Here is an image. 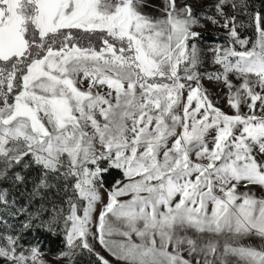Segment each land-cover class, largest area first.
<instances>
[{
    "label": "snow or ice",
    "instance_id": "6c2138e0",
    "mask_svg": "<svg viewBox=\"0 0 264 264\" xmlns=\"http://www.w3.org/2000/svg\"><path fill=\"white\" fill-rule=\"evenodd\" d=\"M210 10L230 42L211 73L196 28L220 22L192 0H0V209L36 233L0 236L3 264H45L60 221L59 259L264 264V0Z\"/></svg>",
    "mask_w": 264,
    "mask_h": 264
},
{
    "label": "rangeland",
    "instance_id": "374dc122",
    "mask_svg": "<svg viewBox=\"0 0 264 264\" xmlns=\"http://www.w3.org/2000/svg\"><path fill=\"white\" fill-rule=\"evenodd\" d=\"M216 0H192V3L194 5V10L197 11V14H204L207 16L212 17L213 19L219 20L220 24H214L211 20H202L201 25L196 28V31L202 34L200 40L198 41V47L201 49V59L204 61L201 70H207L208 72H215L219 66L215 65L212 62L211 53L208 52V49L210 47L214 48L217 45L220 46H228L230 42L225 39L226 37V30L221 27L220 25L223 24V19L218 17L215 13V11L210 10L212 5H214ZM256 6L259 7V0H255ZM231 14V9H226ZM238 20L242 19V17H237ZM206 31H213L216 33L217 37L219 39L210 41L206 40L205 36L203 35ZM240 34L242 37H246L249 39L250 43L247 45V48H251L252 42H254L257 38V35L255 37L253 36V30L244 28L239 29ZM237 51H243L245 50L240 45L234 46ZM204 86L208 89L209 93L212 95V98L217 101V106H219L222 110L226 112H232L233 110L228 107V105L224 102L223 96H222V89L221 86L216 82H209L207 80L203 81ZM259 195V193H258ZM19 207V204L18 206ZM1 212V211H0ZM10 216L12 217L11 213ZM20 219H23L22 217ZM0 220H6L7 223H0V236H8L13 235L14 231L16 230L17 233H19L22 229L16 228V225L20 223V220L12 217L8 219V217H3L0 215ZM12 220L13 225H11L13 228H10L8 225V222ZM113 239H120L119 237H113ZM33 239L32 237H24V239H21L19 242L23 246V248L27 249L31 246ZM248 243H255L257 247H264V243H261L260 241H249ZM96 250L100 251L102 255L105 256L106 259L110 261V264H122V262H118L115 257H113L109 252H107L106 249H104L102 246L98 244V242L95 245ZM67 251V249L59 250L57 252H49L44 249H41L42 252V259H44L45 264H71L75 253L71 256V258H63L59 259L58 254ZM0 264H3L2 261H0Z\"/></svg>",
    "mask_w": 264,
    "mask_h": 264
},
{
    "label": "trees",
    "instance_id": "16d2710c",
    "mask_svg": "<svg viewBox=\"0 0 264 264\" xmlns=\"http://www.w3.org/2000/svg\"><path fill=\"white\" fill-rule=\"evenodd\" d=\"M206 38V40H210V41H214L219 39L216 35V33H214L213 31H206L203 34ZM255 32L253 31V36L255 37ZM35 175V173H33V176ZM4 187H8L7 184L4 185ZM29 187H31V185H29ZM10 191L13 193L12 199L15 201H18L19 206L20 203H24V201L21 200L19 195H15L16 193V189H10ZM55 191V190H53ZM48 198L51 200L56 201L57 206H60V201L59 199L54 196L52 193L48 194ZM18 204L16 206H18ZM50 207V205L44 203L43 201H38L34 204V207ZM0 215H2L3 217H8V219L12 218L10 216V212L6 211L4 209H0ZM8 226L10 228H13L11 225L14 224V222L12 223V220L8 222ZM64 223L63 221H60L58 224L53 225L52 226V232L55 233V235H49L47 233H41V239H42V247L41 249H44L46 251L49 252H57L59 250H63L65 249V244H64ZM14 234L17 236L18 240L20 241L21 239H24V237H32L33 239V235H35L36 233L33 232L31 234H27L24 232V230H21L19 233H17L16 230H13ZM71 264H97L96 262V257L93 254H90L87 252V250H79L77 249L75 251V256L71 262Z\"/></svg>",
    "mask_w": 264,
    "mask_h": 264
}]
</instances>
